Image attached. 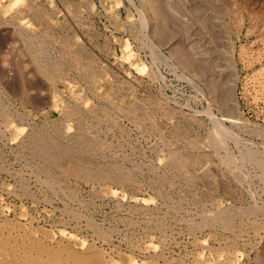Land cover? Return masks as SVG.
Here are the masks:
<instances>
[{"label":"rangeland","instance_id":"rangeland-1","mask_svg":"<svg viewBox=\"0 0 264 264\" xmlns=\"http://www.w3.org/2000/svg\"><path fill=\"white\" fill-rule=\"evenodd\" d=\"M2 243L264 264V0H0Z\"/></svg>","mask_w":264,"mask_h":264},{"label":"bare ground","instance_id":"bare-ground-1","mask_svg":"<svg viewBox=\"0 0 264 264\" xmlns=\"http://www.w3.org/2000/svg\"><path fill=\"white\" fill-rule=\"evenodd\" d=\"M74 6V5H73ZM27 7V6H25ZM74 8V7H73ZM22 9L25 10L24 6L22 7ZM39 9V8H38ZM17 10V9H16ZM30 12V11H29ZM76 12V11H75ZM28 14V13H27ZM30 14V13H29ZM38 16V15H37ZM19 18V17H18ZM39 19V18H38ZM37 19V20H38ZM45 19V17H44ZM43 19V20H44ZM49 23V22H48ZM41 24V23H40ZM43 27V25H42ZM24 29V28H23ZM27 30V29H24ZM23 31V30H21ZM20 31V32H21ZM28 32V30H27ZM30 33V32H29ZM21 34V33H20ZM25 34V33H24ZM28 34V33H27ZM23 36V35H22ZM20 36V37H22ZM25 36V35H24ZM39 36V35H38ZM18 37V36H17ZM43 37V36H42ZM25 38V37H24ZM31 38V37H29ZM38 39V38H37ZM22 40V39H21ZM28 40V38H27ZM51 40V39H50ZM25 41V40H24ZM29 41V40H28ZM32 42V41H31ZM29 43V42H28ZM16 45V44H15ZM69 45V44H68ZM13 47V46H12ZM21 47V46H20ZM24 47V46H23ZM76 46H74L75 48ZM41 48V47H40ZM27 49V48H26ZM42 49V48H41ZM19 50V49H18ZM78 50V49H77ZM9 53V52H8ZM70 53V52H69ZM80 53V52H79ZM6 54V53H5ZM21 54V53H20ZM45 54V53H44ZM60 54V53H59ZM77 54V53H76ZM11 55V54H10ZM15 55V54H14ZM13 55V56H14ZM22 55V54H21ZM8 56V55H7ZM47 56V55H46ZM48 57V56H47ZM25 58V57H24ZM63 58V57H62ZM12 59V58H10ZM16 59V58H15ZM36 59V58H35ZM39 60V58H37ZM47 59V58H46ZM18 60V59H17ZM76 62L79 64V66L81 68L84 69L85 64L82 63L80 60V58L76 57L75 58ZM12 61V60H11ZM15 62V61H13ZM18 62V61H17ZM21 62V61H20ZM39 62V61H38ZM36 62V63H38ZM11 63V62H10ZM22 63V62H21ZM19 63V64H21ZM24 64V63H23ZM42 64V63H41ZM54 64V63H53ZM39 65V64H38ZM54 66V65H53ZM8 67V66H7ZM24 67V66H23ZM45 67V66H44ZM57 67V66H56ZM54 67V68H56ZM88 67V66H87ZM58 68V67H57ZM56 68V69H57ZM21 69V68H20ZM23 69V68H22ZM44 69V68H43ZM85 70V69H84ZM97 70V69H96ZM58 71V70H57ZM99 71V70H98ZM41 72V71H40ZM51 72V71H50ZM33 73V72H32ZM54 73V72H53ZM60 73V72H59ZM62 73V72H61ZM95 73V72H94ZM56 74V73H55ZM26 75V74H25ZM8 77V76H7ZM60 77V76H59ZM64 78V77H63ZM28 81V80H27ZM106 87V86H105ZM24 88V87H23ZM97 88V87H96ZM119 88V87H118ZM102 90V89H101ZM42 92V91H41ZM40 92V93H41ZM110 92V91H109ZM112 92V91H111ZM110 92V93H111ZM98 93V92H97ZM20 94V93H19ZM40 95V94H39ZM103 95V94H102ZM101 96V95H100ZM23 101V100H22ZM159 102V101H158ZM79 103V102H78ZM128 107V106H127ZM161 108V107H160ZM77 111V110H76ZM104 111V110H102ZM90 113V112H89ZM104 113V112H102ZM109 113V112H108ZM132 113V112H131ZM135 116V115H134ZM133 116V117H134ZM74 117V116H72ZM130 117V116H129ZM99 119V118H98ZM136 121V120H135ZM71 123V122H70ZM95 128V127H94ZM44 134V133H43ZM48 136V135H47ZM49 138V137H48ZM45 140V139H44ZM86 140V139H85ZM28 142V141H27ZM59 142V141H58ZM187 142V141H186ZM173 143V142H172ZM68 144V143H67ZM194 144V143H193ZM99 146V145H98ZM196 147V146H195ZM57 148V147H56ZM81 148V147H80ZM77 149V148H76ZM58 150V149H57ZM83 150V149H82ZM195 151V150H194ZM168 158V157H167ZM46 159V158H45ZM182 159V158H181ZM173 160V159H172ZM203 161V160H202ZM166 162V161H165ZM169 163V162H168ZM198 163V162H197ZM164 164V163H163ZM259 166V165H258ZM85 169V168H84ZM205 169V168H204ZM197 170V169H196ZM210 171V170H209ZM209 171H207L209 173ZM223 171V170H222ZM86 172V171H85ZM134 172V171H133ZM179 172V171H178ZM200 172V171H199ZM203 172V171H202ZM33 174V173H32ZM203 174V173H202ZM78 175V174H77ZM181 176V174H179ZM205 175V174H203ZM202 175V176H203ZM212 176V175H211ZM116 177V176H115ZM231 177V176H230ZM236 177V176H235ZM224 178V177H223ZM117 180V179H116ZM220 180V179H219ZM48 182V181H47ZM218 182V181H217ZM220 182V181H219ZM41 184V183H40ZM227 184V183H226ZM230 187V186H229ZM23 190V189H22ZM26 194V193H25ZM211 196V195H210ZM68 202V201H67ZM64 204V203H63ZM87 204V203H86ZM213 205V204H212ZM62 209H64L62 207ZM213 209V208H212ZM197 210V209H196ZM223 210V209H222ZM258 210V209H257ZM263 210V209H262ZM67 211V210H66ZM221 211V210H220ZM252 211V210H251ZM218 212V211H217ZM68 213V211L66 212ZM70 213V212H69ZM228 213V212H227ZM63 214V213H62ZM72 214V213H71ZM242 214V213H241ZM70 215V214H69ZM220 215V214H219ZM232 215V214H231ZM243 215V214H242ZM262 215V214H261ZM72 216V215H71ZM217 216V215H214ZM224 216V215H223ZM228 216V215H225ZM241 216V215H240ZM244 216V215H243ZM81 217V216H80ZM234 217V216H232ZM219 218V217H218ZM224 218V217H221ZM226 218V217H225ZM77 219V218H76ZM223 220V219H222ZM90 221V220H89ZM86 222V221H85ZM88 222V221H87ZM185 222V221H184ZM227 222V221H226ZM95 223V222H94ZM206 223V222H204ZM229 223V222H228ZM157 224V223H156ZM225 224V223H224ZM90 225V224H89ZM218 226V225H217ZM79 227V226H78ZM168 227V226H167ZM221 227V226H220ZM224 227V226H223ZM113 229V228H112ZM191 229V228H190ZM210 229V228H209ZM217 229V228H216ZM98 230V229H97ZM111 230V229H110ZM102 231V230H101ZM108 231V230H107ZM144 231V230H143ZM188 231V229H187ZM96 233V232H95ZM98 234L100 236L101 233L98 232ZM96 236V235H95ZM103 238V236H102ZM104 239V238H103ZM242 242V241H241ZM32 246V245H31ZM200 246V245H199ZM226 246V245H225ZM28 247V246H27ZM223 247V246H222ZM221 247V248H222ZM227 247V246H226ZM30 248V247H29ZM28 250V249H27ZM30 250V249H29ZM36 250V249H34ZM48 250V249H47ZM26 251V250H25ZM32 251V250H31ZM40 251V249H39ZM43 252H38L37 250V254L32 255L30 254L31 252H24L20 255H18V253L13 250L12 248H10L8 246V244H4L2 243V245H0V264H106V262L103 260V258H101L100 256L94 255L92 253H77L71 249L68 248H63L61 250H57L54 252H44V250H42ZM162 251V250H161ZM91 252V250H90ZM127 252V251H126ZM171 252V251H170ZM34 253V251H33ZM160 253V252H159ZM226 253V252H225ZM44 254H46V257H44ZM172 254V253H171ZM224 255V254H223ZM153 257V255H151ZM154 257H156L154 255ZM161 257V256H159ZM224 257H226L224 255ZM232 259V258H230ZM12 260V262H10Z\"/></svg>","mask_w":264,"mask_h":264}]
</instances>
